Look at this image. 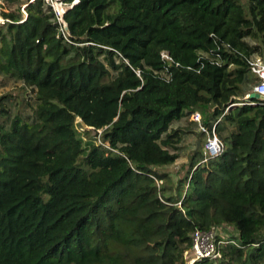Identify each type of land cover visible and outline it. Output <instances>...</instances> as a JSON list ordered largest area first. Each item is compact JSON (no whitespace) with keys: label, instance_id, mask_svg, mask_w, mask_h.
Returning <instances> with one entry per match:
<instances>
[{"label":"trees","instance_id":"trees-1","mask_svg":"<svg viewBox=\"0 0 264 264\" xmlns=\"http://www.w3.org/2000/svg\"><path fill=\"white\" fill-rule=\"evenodd\" d=\"M4 2L0 264H187L222 227L219 261L193 264H264V101L244 99L264 0H77L65 37L43 0L25 20ZM194 112L224 149H195L182 186L162 168Z\"/></svg>","mask_w":264,"mask_h":264},{"label":"built area","instance_id":"built-area-1","mask_svg":"<svg viewBox=\"0 0 264 264\" xmlns=\"http://www.w3.org/2000/svg\"><path fill=\"white\" fill-rule=\"evenodd\" d=\"M4 1V0H0ZM35 0H26L25 4L21 5L20 11L23 14V20H25L26 14V6L29 3H33ZM44 5L51 9L54 12L56 21L59 24V29L63 36L65 37V22L63 20V16L65 12L76 3L77 0H74L70 5L66 2V0H43ZM2 12L0 11V26H5L9 23L7 18L2 16ZM161 58L168 64H172V59L169 54L165 51L161 53ZM250 70L256 77V81L252 87V92L264 96V59L260 55H253L247 61ZM248 95V94H247ZM246 95V96H247ZM189 118L193 123L200 124L202 121V117L200 113L194 112ZM216 123L213 124L211 132H208L206 128L201 123L200 132H204V134L208 138L205 141L203 152L205 155L204 161L216 158L223 152L224 144L223 141L219 138V136L215 132ZM229 242L228 240L221 239L217 236L215 230H194L191 234V247L186 252V254H191L190 258L185 259L187 264H193L195 261L200 259H208L210 261H219L221 258V247L225 245V243Z\"/></svg>","mask_w":264,"mask_h":264},{"label":"rangeland","instance_id":"rangeland-1","mask_svg":"<svg viewBox=\"0 0 264 264\" xmlns=\"http://www.w3.org/2000/svg\"><path fill=\"white\" fill-rule=\"evenodd\" d=\"M22 1L25 2L26 0H22ZM45 8H47V7L45 6ZM6 10L7 9L5 8V2L0 1V11H6ZM254 83L255 82H253L252 85H254ZM11 88H13L12 83L6 87L0 86V95L2 93H4L5 90H10ZM201 123H203V122L201 121ZM201 123L200 124L193 123L191 121V119L188 117V118L182 119L180 122L173 123L171 126L173 129H177V128L185 129V128H187L188 131H190L189 134L183 139L181 144L178 145L179 150L177 151V153L180 155L179 159L173 165L162 168L163 171L168 172L172 175L173 181H177L178 178L183 179L181 181L182 186L185 185L184 174H185L186 168L184 167V165L187 163L189 155L192 152H194L195 149H198V148H199V150L202 151L203 150L202 148L204 147L205 141L208 138V135L207 136L206 135L201 136V137L196 136L201 131V129H200ZM77 130H78V133L80 134V136L82 138H84L85 136L83 135V129L79 126V124H77ZM227 134H228V132H225L222 136L224 137ZM222 228L226 232L225 234H224V231H222L223 229H221V230L218 229L219 231L217 230L218 231L217 233L219 235L218 237L221 239L227 240V239H230L231 236H234L236 234V231L233 230L232 227H230V228L222 227ZM190 255L191 254H185V259H187V258L189 259Z\"/></svg>","mask_w":264,"mask_h":264},{"label":"water","instance_id":"water-1","mask_svg":"<svg viewBox=\"0 0 264 264\" xmlns=\"http://www.w3.org/2000/svg\"><path fill=\"white\" fill-rule=\"evenodd\" d=\"M65 31L68 33V27L67 26H65ZM245 99H247V100H258V101H264V96H261V95H258V94H256V93H254V92H251V93H249L247 96H245L244 97ZM234 106H236V105H232V106H230L229 107V109L230 108H232V107H234ZM228 109V110H229Z\"/></svg>","mask_w":264,"mask_h":264},{"label":"crops","instance_id":"crops-1","mask_svg":"<svg viewBox=\"0 0 264 264\" xmlns=\"http://www.w3.org/2000/svg\"><path fill=\"white\" fill-rule=\"evenodd\" d=\"M225 228H230V227H225ZM221 229H223V228H220V230H221ZM233 230H234V229H233ZM218 231H219V230H218ZM218 231H216V233H217ZM222 231H224V229H223ZM225 233H226V232L224 231V234H225ZM217 236H219L218 233H217ZM226 236H227V235H226Z\"/></svg>","mask_w":264,"mask_h":264}]
</instances>
